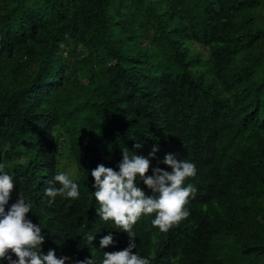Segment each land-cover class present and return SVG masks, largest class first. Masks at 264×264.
Segmentation results:
<instances>
[{"label":"trees","instance_id":"obj_1","mask_svg":"<svg viewBox=\"0 0 264 264\" xmlns=\"http://www.w3.org/2000/svg\"><path fill=\"white\" fill-rule=\"evenodd\" d=\"M153 147L147 175L171 171L162 161L175 154L195 164L184 184L197 191L165 232L142 215L133 252L264 264V0H0V164L15 185L5 207L31 204L44 254L102 264L125 249L128 234L96 213L91 170ZM60 172L79 199L46 195Z\"/></svg>","mask_w":264,"mask_h":264},{"label":"clouds","instance_id":"obj_2","mask_svg":"<svg viewBox=\"0 0 264 264\" xmlns=\"http://www.w3.org/2000/svg\"><path fill=\"white\" fill-rule=\"evenodd\" d=\"M141 146L139 143L134 145L135 148ZM158 150L153 147L146 158L134 153L130 155L126 148L117 165L118 171L103 163L91 170L94 196L100 205L96 213L103 221H113L130 238L125 249L105 252L102 264H150V258L133 252L136 244L132 239L135 237L132 229L139 218L155 213L153 226L165 232L189 215L186 205L197 189L191 183L185 186L184 182L196 175V166L193 162L179 160L175 154L169 153L165 155L162 163L171 171L157 166L151 169L152 175H147L151 168L150 158H155ZM4 167L0 164V260H6L8 264H66L70 257H57L54 249H49L47 254L42 251L45 237L41 226L29 218L30 203L19 197L6 211L5 206L8 205L15 185L13 177L4 172ZM138 178L151 194L137 186ZM53 180L61 187H48L45 190L47 196L79 199V186L67 173L60 172ZM87 239L92 243L95 236L89 235ZM113 243L112 234L103 236L99 241L102 249ZM75 264H95V258L77 260Z\"/></svg>","mask_w":264,"mask_h":264},{"label":"rangeland","instance_id":"obj_3","mask_svg":"<svg viewBox=\"0 0 264 264\" xmlns=\"http://www.w3.org/2000/svg\"><path fill=\"white\" fill-rule=\"evenodd\" d=\"M197 50L200 51L201 53H206V49L200 47L199 45L197 46Z\"/></svg>","mask_w":264,"mask_h":264}]
</instances>
